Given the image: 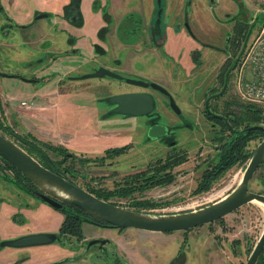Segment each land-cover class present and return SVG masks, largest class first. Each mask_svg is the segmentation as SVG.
Listing matches in <instances>:
<instances>
[{"label": "rangeland", "instance_id": "1", "mask_svg": "<svg viewBox=\"0 0 264 264\" xmlns=\"http://www.w3.org/2000/svg\"><path fill=\"white\" fill-rule=\"evenodd\" d=\"M98 2L91 11L99 12L101 20L95 36L88 32L86 35L82 29L84 17L80 8V17L77 23L72 24L70 9L68 15L63 14V8L56 13L53 10H34L29 16L15 20L11 14L7 16L0 3V133L24 151L28 150L32 157L43 164L41 154L49 156L48 165L52 166V171H67V174H72L75 183L83 188H111L123 176L131 178L129 173L142 170L155 158L163 159L165 151L170 152L168 139L160 136L149 138L146 134L150 123L159 122L168 126L171 139L175 142L172 149L180 151L179 155L184 159L170 168L173 179L154 187L141 188L142 182L131 184L127 188L131 189L129 193L135 192L132 194L134 197H111L108 202L148 215H166L193 210L221 198L238 184L249 155L264 138V131L257 129L259 133L251 134L242 148V152L247 155L237 158L214 179L208 180L206 188L200 189L199 182H206L204 171L215 166L213 164L216 163V153L220 147L218 140L212 138L229 134L226 129L218 132L216 124L211 127L209 124L212 120L202 114L204 99L222 89V83L216 75L228 66L223 64L226 56L222 50V35L228 26L220 25L205 12H199L196 18H191L190 31L206 45L201 51L203 64L200 62L199 66L196 65L194 59L197 58V50H192L190 61L194 64L189 69L183 67V62L166 60L169 56L162 55L160 51L166 61L160 59L158 62L156 50H152V47L156 48V43H162L164 36L153 33L159 27L163 28L162 23L155 21L159 17H156L155 12L150 25L140 22V18L137 23H132L130 18L125 17L117 28L115 17L108 11V3ZM205 3L218 20L243 22L244 29L238 41L244 39L250 26L255 27L259 22L264 7L262 0H206ZM196 6L201 7L198 3ZM38 14L44 16L36 18ZM184 22H174V26L184 28ZM114 27L116 29L113 30ZM81 36H86L87 44L90 45L87 55L69 56L71 50L79 53L74 39ZM116 41L117 46L121 44L125 48L133 43L139 46V55L130 59L125 56L122 70L116 69L122 64V52L118 58L114 56ZM237 49L236 46V52L231 51V58L235 57ZM146 53L149 55L142 58ZM103 64L110 67L104 68L120 74L121 79L106 75L79 78L82 74L103 67L100 66ZM132 68L139 69L141 73ZM1 73L9 75L2 76ZM20 76L37 81L27 82L21 80ZM243 76L248 79L249 72L245 70ZM127 77L159 84L168 91L180 112L175 114L166 97L157 90L126 83L124 79ZM240 90L238 73L233 68L221 96L216 100L210 99L214 110H223L229 101L232 107L248 101L242 98ZM124 92L150 94L153 99L151 112L142 116L114 114L111 111L113 104H109L107 98ZM252 103L259 106L258 110H262L260 114L264 115V104ZM233 124L234 127L241 126L237 122ZM251 124L264 125V120L253 119ZM93 133H96L94 138L91 137ZM59 139L67 141L68 147L56 143ZM119 145L121 152L102 164L78 162L79 157L88 158L87 153L98 155L105 147ZM54 150L74 155L64 160ZM9 169L0 160L2 234L13 238L30 233L28 229L56 231L62 214L30 197L23 188L26 181L20 173L17 176ZM138 186L141 190L136 193L135 188ZM248 189L264 195V161L257 166L248 181ZM24 202L34 206L38 202L39 205L26 208ZM16 207H20L29 218L26 224H22L24 218L15 212ZM13 213L19 224L11 221ZM263 227L264 205L250 201L216 221L184 231L115 229L82 222L81 241L73 237L66 240L62 236L64 246L51 243L27 248H2L0 258L14 261L13 264L24 259L27 260L20 264H44L60 259H77L84 263L96 261L94 264H97L95 255L102 253L111 264H245ZM90 238L107 241L101 248H98L97 243L92 244L91 254L88 255L84 243ZM262 263L264 246L256 261V264Z\"/></svg>", "mask_w": 264, "mask_h": 264}, {"label": "water", "instance_id": "2", "mask_svg": "<svg viewBox=\"0 0 264 264\" xmlns=\"http://www.w3.org/2000/svg\"><path fill=\"white\" fill-rule=\"evenodd\" d=\"M42 16L44 14H38L36 18ZM1 75L6 76L9 74L1 73ZM101 75L121 79L120 74L104 67H98L92 72L82 74L79 78L100 77ZM19 78L28 82L33 81L21 76ZM124 80L126 83L144 88L149 86L166 95L170 109L175 114L180 112L171 95L159 84L128 77ZM107 101L109 104L114 105L111 111L119 115L142 116L150 113L153 108L152 96L147 92L117 93L110 95ZM247 129L264 131V125H255ZM164 132L165 126L163 124H152L146 130L149 138H157L162 136ZM0 157L43 191L45 194L40 193L39 196L49 205L57 209L63 208L62 203L74 205L98 220L118 228H133L150 232L182 231L216 221L250 201H257L264 205V195L248 189V181L257 166L264 161V138L259 141L251 152L238 184L231 191L221 198L196 209L166 215H148L101 200L66 181L63 176L43 167L27 152L1 133ZM53 237L54 235L50 232L28 233L13 239L2 240L1 244L11 247L43 245L51 243ZM263 246L264 227L245 264H255Z\"/></svg>", "mask_w": 264, "mask_h": 264}, {"label": "flooded vegetation", "instance_id": "3", "mask_svg": "<svg viewBox=\"0 0 264 264\" xmlns=\"http://www.w3.org/2000/svg\"><path fill=\"white\" fill-rule=\"evenodd\" d=\"M107 2V0H104V3H106ZM189 2V0H186L185 1V7H187L188 6V3ZM162 6H163V4H162V0H159V1H157V0H154V12H155V15H156V17H158V16H160V14L162 13ZM185 14H187V9H186V12H185ZM153 15H154V13H153ZM186 16V15H185ZM125 17H128V18H130L131 20H134L133 21V23H137L138 21V19H139V17L138 16H135L133 13H131V12H129V13H127V14H125L124 15V17L123 18H125ZM135 17V18H134ZM159 18V17H158ZM156 19V18H155ZM185 20V19H184ZM186 22V21H185ZM234 23V22H233ZM233 23H232V25H233ZM119 25V24H118ZM23 27H24V25H23ZM117 28H118V26H117ZM231 28H232V26H231ZM250 28H251V26H250ZM248 29V31H247V33L252 29ZM230 33V35L229 36H227V34H229ZM247 33H246V35H247ZM246 35H245V37H246ZM192 37V36H191ZM245 37H244V39L242 40V41H239L238 42V40H234V38H233V36H232V33H231V29H230V31H228V32H226L225 33V35H224V38H223V44H224V48H222V50L224 51V54H225V61L227 60H229V63L231 64V62H232V60H235V62L233 63V66L231 67V68H229V65L228 66H226V69H228V74H230V71L233 69V68H235V70H237V73H238V67H239V62H238V60H237V57H238V53H239V51H240V49L242 48V46H243V44H244V40H245ZM202 44H204L205 45V43H202ZM238 44V45H237ZM238 47V49H237V53L235 54V57H233V58H231V51H234V52H236L235 50H234V48L235 47ZM156 50H158V51H160V53L162 54V55H164V56H167V54L164 52V50H163V47H162V43H156V48H155ZM160 49V50H159ZM197 51H196V53H197V58L196 59H194V62L196 63V65H200L201 63V60H200V58H201V52H199V50L198 49H196ZM203 51V50H202ZM192 55V54H191ZM191 60H193L192 58H191ZM228 63V64H229ZM224 64V63H223ZM231 69V70H230ZM219 78V77H218ZM29 79H32V78H29ZM227 79H228V77H227ZM227 79H224V81L223 82H220V83H222V89L219 91V92H216V93H211L210 95H208L205 99H204V102H203V115L206 117V118H208V119H210V120H212L211 122H210V126L212 127L213 125H217V127H218V132H220L221 130L223 131L224 129H226L227 131H229L228 133H233V132H237V130H240V129H242V128H234L233 126H232V120L234 119V115H233V111H232V107L231 108H229L228 106L227 107H225L223 110H219V112H216L215 110H214V104H211L210 103V99L211 100H216L217 99V97L219 98L220 96H221V94L223 93V91H224V89L226 88V83H227ZM33 81L32 82H36L37 81V79H32ZM28 82V81H27ZM31 82V81H30ZM144 88V87H143ZM165 97H166V99H167V96L166 95H164ZM114 105H112V107H113ZM111 107V108H112ZM115 114V113H114ZM178 114V113H177ZM119 115V114H118ZM121 116H125V115H121ZM152 124H162V123H159V122H152V123H150L149 125H152ZM148 125V126H149ZM164 126H165V132H164V134L162 135V136H160V137H163V138H165V139H168V141H167V143H168V146H170L171 148L169 149V153L168 152H164V155L162 156L163 157V159H161V160H164V159H166V158H168L169 160H170V158H171V156L170 155H172V153L174 154V153H177V152H180V151H177V150H175V149H172V147H173V145H175V142L171 139V133L169 132L170 130L168 129V126L167 125H165L164 124ZM148 128V127H147ZM231 131H233V132H231ZM113 133V132H112ZM2 134V133H1ZM114 134V133H113ZM96 137V136H95ZM12 141V140H11ZM16 144V143H15ZM17 145V144H16ZM123 145V144H122ZM20 147V146H19ZM112 147V146H111ZM118 147H120V145L119 146H113L112 148H118ZM122 147V146H121ZM21 148V147H20ZM72 149H74V148H72ZM106 149H108V147H105V148H103V150H102V152H101V154H98V155H94L93 153H91V154H89V153H87L88 154V158H85V157H79L78 158V162L80 163V162H85V161H90V162H93V163H95V164H102L103 162H106L105 160H111V158H112V156L113 155H115V153H105V150ZM91 150H94L93 148H91ZM25 152H27L28 153V150L27 151H25ZM54 152H57L56 153V155L58 156V157H63L64 158V160H67V159H71L72 157H73V155L74 154H72V153H70V152H61V151H54ZM29 154V153H28ZM117 154V153H116ZM30 155V154H29ZM93 155V157H91ZM31 156V155H30ZM90 156V157H89ZM32 157V156H31ZM48 158H49V156H47ZM111 157V158H110ZM32 158H34V157H32ZM83 158H85V159H83ZM35 159V158H34ZM158 159H160V158H158ZM0 160L5 164V162L8 164V165H10L7 161H5L4 159H2L1 157H0ZM39 164H41L43 167H45V168H47L48 170H50V171H52L50 168H52V166L51 165H44L41 161H39V160H37V159H35ZM81 160V161H80ZM156 158H155V160H154V162H156ZM153 162V163H154ZM52 164H53V166L55 167V165H54V162H52ZM152 164V163H151ZM151 164H148L147 166H145L142 170H139V171H135V172H132V173H129V174H131L132 175V177L131 178H129V177H126V176H123L122 178H120V180H118V181H116V183H113V186L111 187V188H102V187H97V188H87V187H85V188H83V187H81L80 185H77V183H75V181H74V179H72L73 178V176H72V174L70 175V173L69 174H67V171H62V170H53L52 172H54V173H56V174H59V175H61V176H63L64 177V179L66 180V181H68V182H70L71 184H73L74 186H77L78 188H80V189H82V190H84V191H86V192H88V193H90V194H92V195H94L95 197H97V198H99V199H101V200H104V201H106V202H108V198H123L124 196H126L125 198H131V197H134L132 194H134L135 192H130V193H128V194H126V193H124L125 192V187H131V184H133V185H138L140 182H141V177H140V172H142V171H144V170H146V169H148V168H150L151 166ZM6 165V164H5ZM10 166H12V165H10ZM13 167V166H12ZM14 168V167H13ZM57 168V167H56ZM66 168H68L67 166H65L64 167V169L65 170H67ZM15 169V168H14ZM9 170H13V169H9ZM17 171V170H16ZM18 172V171H17ZM13 173H15L16 174V172H13ZM18 173H20V172H18ZM21 174V173H20ZM17 176H20V175H18V174H16ZM21 178H23L26 182H25V185H24V189H25V191L27 192V194H29V196L30 197H32L33 199H35V200H37V201H41V202H44V203H46L44 200H42L41 199V197L39 196V194L41 193V194H45L43 191H41L39 188H37L34 184H32L25 176H23L22 174H21ZM130 181H132V182H130ZM115 185V186H114ZM160 185H163V184H155V185H152V187H154V186H160ZM128 189V188H127ZM149 189V188H148ZM141 189H140V186H138L137 188H135V191H136V193H138L139 191H140ZM146 190V189H145ZM144 190V191H145ZM39 191V192H38ZM106 195H109V196H106ZM7 201V200H6ZM15 201V200H14ZM110 203V202H109ZM23 204V203H22ZM47 205H49L48 203H46ZM63 204V208L62 209H57V208H54L53 206H51V205H49L51 208H53L54 210H56V211H58L59 213H61L62 214V218L60 219V223L58 224V226L55 228L56 229V231H53V230H51V231H39V230H34V229H28V232H30V233H36V232H50V233H52L53 235H54V237H53V240H52V242L51 243H56V244H58L59 246H64L63 245V241H62V236H64V239H66V240H69V238L70 237H73V238H75L77 241H81V240H83V238H82V231H81V223L82 222H86V223H89V224H91V225H95L96 227H106V228H115V229H119L118 227H115V226H112V225H109V224H107V223H105V222H103V221H100V220H98L97 218H95V217H93V216H91V215H89L88 213H86V212H84L83 210H81V209H79V208H77V207H75L74 205H69V204H64V203H62ZM112 204V203H111ZM24 205H25V207L26 208H28V207H35V206H37V205H39L38 204V202H37V204L34 206V205H28V203H25L24 202ZM114 205H116V204H114ZM117 206H119V205H117ZM22 207V206H21ZM120 207V206H119ZM123 208V207H122ZM17 209H19V210H17ZM15 212H18V213H20V214H22V217L24 218V221H23V223L22 222H20V223H22V224H26L28 221H29V218L26 216V215H24V213L22 212V209H20V207H16V210H15ZM14 212V213H15ZM13 213V214H14ZM11 215V221L12 222H15V224H19V221L18 220H15L14 218H15V214L14 215ZM67 214H72V215H74L76 218H77V220H78V224L76 225V229H74V231H69L70 229H64V228H66V226H65V224L64 225H62V223H63V220L65 219V215H67ZM64 229V230H63ZM138 230V229H137ZM189 230V229H188ZM182 231H184V230H182ZM0 232H2V231H0ZM174 232H176V231H174ZM3 233V232H2ZM6 234V233H5ZM24 233H22L21 235H23ZM26 234H28V233H26ZM8 238H5V237H0V251H1V249L2 248H27V247H33V246H41V245H30V246H22V247H11V246H7V245H2L1 244V241L2 240H6V239H13V238H15V237H10V236H8V235H6ZM18 236H20V235H18ZM18 236H16V237H18ZM258 239V238H257ZM84 240H85V238H84ZM96 241H98V242H96ZM106 241H107V239H92V238H90L89 240H86V242L84 243V250L86 251V253L89 255V254H91V252H90V247H91V245L92 244H94V243H97V245H98V248H101V246L104 244V243H106ZM257 241V240H256ZM51 243H48V244H51ZM48 244H43V245H48ZM254 246V245H253ZM99 250V249H98ZM260 254V253H259ZM259 256V255H258ZM75 257V256H74ZM95 259L97 260V264H111L110 263V260H109V258L108 257H106V256H104L102 253H97L96 255H95ZM257 259H258V257H257ZM27 259H24V260H22L21 262H19V263H17V264H20V263H23V262H25ZM28 261H29V259H28ZM257 261V260H256ZM96 261H94V263H95ZM14 263V261H11V260H8V259H6V260H3V259H1L0 258V264H13ZM94 263H84V262H81V261H79V260H77V259H69V260H67V259H60V260H52V261H50V262H47V263H44V264H94ZM256 264V263H255Z\"/></svg>", "mask_w": 264, "mask_h": 264}, {"label": "crops", "instance_id": "4", "mask_svg": "<svg viewBox=\"0 0 264 264\" xmlns=\"http://www.w3.org/2000/svg\"><path fill=\"white\" fill-rule=\"evenodd\" d=\"M68 1L69 0H0V3L2 8H5L7 16L11 14L12 15L11 17L17 20L18 18H21L23 16L24 17L29 16L31 12H34V10H41V11L53 10V12L56 13L59 10H61ZM92 1L93 0H80L79 8L81 14H83L84 17V26L82 27V29L85 30L86 35L88 32L91 36H95V31L97 27L101 24V20H100L99 12L96 13L91 12ZM99 1L101 4L104 2V0H99ZM185 1L186 0H162V4H163L162 13L160 14L158 20L156 19L155 21L162 23L163 28L161 29V27H159L153 33L161 34L160 36H164L162 41V47L164 52L169 56L168 59L163 56L166 60L183 62L184 63L183 67H189L190 69L194 64L190 61V53L192 54V50H196V49H198L199 52H201L206 45V44L205 45L202 44V41L198 39V36H196L194 33L192 34L191 32L192 30L190 31L189 27L191 28V18L192 17L196 18L199 12L207 13L208 15H210L212 20H215L220 25L228 26L226 27V30L222 36H224L225 33L231 29L232 22H225L215 18L212 15L211 12L212 9L210 8V6H208V4L205 3L206 0H189L187 14H185L186 12ZM107 3H108V11L110 12L111 16L115 17L114 20L116 21L114 22H116V26H118V24L121 22L124 15L129 12L133 13L135 16H138L140 18V22H142L143 24L149 23L150 25L151 21L153 20L152 16L154 13V0H107ZM197 3L200 4L201 7L196 6ZM184 19L186 21L184 22V26H183L184 28H179L178 26H174L175 25L174 22H178L180 24V22H182ZM133 21L134 20H132V23ZM114 29H116V27H114L113 30ZM171 31L174 34H172ZM85 37L86 36H81V38L77 37L74 39L78 49L80 50L79 53L71 50V52H69V56L74 57L77 54L79 56H82V54L87 55L88 49H90V45L87 44V39ZM90 42L91 41L89 40V43ZM117 42L118 41H116L115 42L116 44L113 46V48L116 49V53H114V56L118 58L120 52H122V56L120 57L122 64L118 66L116 69L122 70L124 68L123 59H125V56L130 59V58H134L136 55H139L138 54L139 46L137 43H133L125 48L121 44L117 46ZM153 49L155 48L152 47V50ZM148 55L149 54L144 55L142 58ZM155 55L158 58V62L160 61V59L165 60L163 57H161L159 51L157 50ZM185 55L187 57H185ZM161 64L163 65L162 62ZM100 66L110 68L104 64ZM132 70L141 73L139 69L132 68ZM95 136L96 133H93L91 135L92 138H94ZM66 142H64L63 140L61 141L59 139L57 140L56 143L64 147H68ZM0 235L1 237L6 236L3 235L2 232H0Z\"/></svg>", "mask_w": 264, "mask_h": 264}, {"label": "trees", "instance_id": "5", "mask_svg": "<svg viewBox=\"0 0 264 264\" xmlns=\"http://www.w3.org/2000/svg\"><path fill=\"white\" fill-rule=\"evenodd\" d=\"M79 1L80 0H69L66 5L63 6V14L68 15V10L69 11V17L71 20V23H77L78 17H80L78 8H79ZM97 2L98 0H93L92 1V8L97 7ZM99 3V2H98ZM235 23V24H234ZM231 28V33L234 38V40H238V36H240L241 31L244 29V25L242 21H236L234 22ZM104 30H102L103 32ZM247 33V32H246ZM227 34V36H229ZM246 35V34H245ZM244 35V36H245ZM239 42V41H238ZM240 43V42H239ZM238 45V44H237ZM230 60V59H229ZM229 60L225 61L224 64H228ZM235 60H232L231 64L229 63V68L233 66V63ZM228 69H223L221 70L217 75L216 78L219 77V81L223 82L224 79H227L228 77ZM242 103H237L235 107H232V103L229 101L226 103V106L229 108L232 107L234 119L232 120V124L237 122V124L241 125L239 128H242L240 130H237V132L229 133L228 136H220V137H213L212 139L214 141L218 140L220 147L218 152L216 153V163L214 167H211L210 170H205V181H200V189L206 188V183L210 179H214L225 167L231 165L235 161H237V158L243 157L247 155L245 152H242V148L245 145V142L247 139L250 138L251 134L253 133H259L257 129H247L252 125L251 122H253V119H263L264 120V115L260 114L262 110H258L260 108L259 106L254 105L252 102L244 101ZM235 126V124H233ZM233 126V127H234ZM238 128V127H234ZM261 132V131H260ZM20 140V139H17ZM21 141V140H20ZM43 146H46L45 144H42ZM58 151V150H54ZM53 151V152H54ZM121 152L120 147L118 148H108L105 150V153H119ZM181 152L174 153L170 160L168 158L161 160L157 159L156 162L152 163L150 168L140 172V177H141V182L142 186L141 188H145L147 186H152L155 184H165L167 182H170L173 179V174L170 172V168L180 162H182L184 159L179 155ZM44 158V165H48L49 163V158L45 154H41ZM250 156V155H249ZM6 166L8 168L13 169L16 174L19 175V173L14 169L12 166L8 165L5 162ZM21 175V174H20ZM140 188V189H141ZM125 192L126 194L131 191V189H127L125 187ZM66 226L64 229H70L69 231H74L76 229V225L78 224L77 218L72 215V214H67L65 215V219L63 220L62 225ZM63 229V230H64ZM263 264V263H262Z\"/></svg>", "mask_w": 264, "mask_h": 264}, {"label": "built area", "instance_id": "6", "mask_svg": "<svg viewBox=\"0 0 264 264\" xmlns=\"http://www.w3.org/2000/svg\"><path fill=\"white\" fill-rule=\"evenodd\" d=\"M254 26L238 53V85L242 98L264 104V7L259 22ZM245 70L249 72L248 79L243 76Z\"/></svg>", "mask_w": 264, "mask_h": 264}]
</instances>
